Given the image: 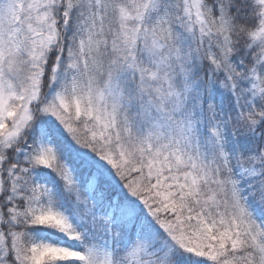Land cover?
<instances>
[{"label":"snow or ice","instance_id":"snow-or-ice-1","mask_svg":"<svg viewBox=\"0 0 264 264\" xmlns=\"http://www.w3.org/2000/svg\"><path fill=\"white\" fill-rule=\"evenodd\" d=\"M0 264H264V0H0Z\"/></svg>","mask_w":264,"mask_h":264}]
</instances>
